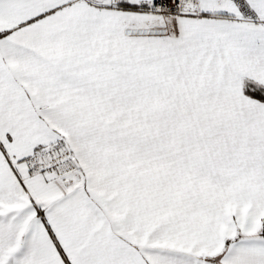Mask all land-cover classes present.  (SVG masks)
<instances>
[{
    "label": "snow or ice",
    "instance_id": "snow-or-ice-1",
    "mask_svg": "<svg viewBox=\"0 0 264 264\" xmlns=\"http://www.w3.org/2000/svg\"><path fill=\"white\" fill-rule=\"evenodd\" d=\"M0 264H264V0H0Z\"/></svg>",
    "mask_w": 264,
    "mask_h": 264
}]
</instances>
